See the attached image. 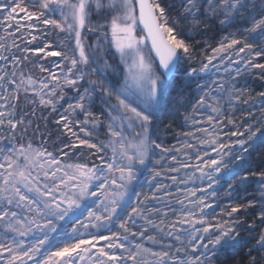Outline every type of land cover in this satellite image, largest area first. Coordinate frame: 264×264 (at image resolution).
Returning a JSON list of instances; mask_svg holds the SVG:
<instances>
[{
	"label": "snow or ice",
	"instance_id": "snow-or-ice-1",
	"mask_svg": "<svg viewBox=\"0 0 264 264\" xmlns=\"http://www.w3.org/2000/svg\"><path fill=\"white\" fill-rule=\"evenodd\" d=\"M237 20L252 23L211 35ZM85 29L97 34L91 53ZM0 30V264H234L245 233L255 238L246 264H264V191L215 212L226 180L243 184L251 174L264 189V167L240 175L264 146V90L248 83L264 80V0H0ZM31 57L61 59L53 70ZM25 62L47 76L25 75ZM193 84L190 140L166 148L152 128L171 103H191L184 89ZM22 96L33 116L36 106L55 114L68 139L45 138L26 110L17 118ZM225 99L233 111L223 110ZM240 104L251 122L224 132ZM202 109L210 114L195 119ZM29 129L40 146L25 142ZM180 169L193 173L166 175ZM196 173L206 186L172 192L163 183H194Z\"/></svg>",
	"mask_w": 264,
	"mask_h": 264
},
{
	"label": "rangeland",
	"instance_id": "rangeland-1",
	"mask_svg": "<svg viewBox=\"0 0 264 264\" xmlns=\"http://www.w3.org/2000/svg\"><path fill=\"white\" fill-rule=\"evenodd\" d=\"M91 20L93 22H95V20H96L95 14H93L91 16ZM251 23H252L251 20H245V21L237 20L236 24L232 25V27L223 28L222 30H221V26L217 23L215 25L214 31L211 35H213L215 37V40L218 41L220 38H222L228 32L234 31L237 27H240L241 25L250 26ZM60 34H63V33H60ZM64 36H65V34H63V37ZM198 39L203 40V39H208V37H200V38L198 37ZM84 41H85L86 46L89 49V52L91 53L92 45H94L97 42V34L89 33L85 29ZM60 43H61V41H60ZM56 45H58V44H56ZM213 46H215V41L213 43ZM53 58L56 61L61 59L59 57H53ZM201 59H202V57H201ZM108 60H109V63L118 62V61H114L112 57H108ZM261 62H264V60H262ZM0 63H3V62H0ZM52 69L55 70L54 65H52ZM24 70H25V75L31 74L35 78L47 76V73L43 74V73L38 72L36 74L35 70L28 69L26 66H24ZM254 71L259 72V70H254ZM213 72H215V69H213ZM226 76H227L226 73H222L219 78L223 79ZM92 78H95V77H92ZM212 78H216V77H212ZM205 79H210V78L206 77ZM85 82H87V81H85ZM203 82L204 81L202 80L201 83H203ZM248 83L251 86V88L254 90V92L264 90V87H262V85H264V80H261L258 77L257 78H250ZM219 94L220 93H215L214 95H219ZM173 95H176V93L174 92ZM193 97L198 98V93L196 91V85L195 84L191 85L189 88L184 89V99L191 100V103H187L186 106L182 107L180 105H177V104L170 102L171 106L167 108L164 116L161 117L156 122L155 126L152 128L153 137L157 139V142H162L166 148H180L182 143L190 140V138L184 136V133L186 131H189V130H194V126L192 124V121L186 120L185 117L188 116L189 113L192 111V103L195 102L194 99H192ZM182 103H183V100H182ZM221 104H222L223 110L225 112L233 111V109L228 105L226 99L221 101ZM248 109H249V105H243V104L238 105L236 110L234 111V118L236 120V125L235 126L228 125L226 128L223 129V131L228 132L231 130H236L237 128H239L240 131H243V128L239 127V126L241 124H243L245 122V120H249V122H251V118L247 117L244 114V111H242V110H248ZM250 110L254 113V115L256 117L262 116V114L260 113V111L256 107H252ZM61 111H62V109H61ZM208 114H210V113L208 112L207 109H202L201 112L196 113L195 119H201ZM168 116L170 118L174 119L179 124L174 135H172V139H170V142H167V140L163 139L158 134V131H157L158 127L162 124L163 120ZM79 118L83 119L82 116ZM200 126H206V125H200ZM80 135L83 136V133H80ZM101 135H103V133H101ZM197 135H201V134L197 133ZM243 138L244 137H231L230 138L226 135L223 136V139L225 141H229L230 139L232 141H235L237 139H243ZM191 142L195 143V141H191ZM4 143H7V141H4ZM35 146H37V145H35ZM189 152H191V150H189ZM192 154L194 155V153H192ZM170 155H176L178 157V159H184L185 158V157H182L181 153H178V152H172V153H170ZM213 155H214V153H213ZM245 156L247 158V154H245ZM250 160H251L252 167L247 168V166H246V171L242 170L240 172V175H244V174H246V172L250 173L252 171L259 172L261 170V168L264 167V154H262L261 151L259 152L257 150L255 152H252ZM168 163H172V162L170 160L165 162V166H167ZM176 166L179 167V165H176ZM192 173H193V169H180V171L178 173H167L166 175H168V176L176 175V176H178V179L183 180V179H187V176L185 174L191 175ZM149 175H150L149 173L145 172L144 176H142L140 178L141 181H143L145 183V190H147L146 178ZM195 176L197 177L195 179V182L193 183L192 181H189L187 185H185L183 183H177L176 185H173V183L170 179L163 181V183L168 184L170 186L169 190L172 192H175L177 188L183 190L186 186L187 187H200V186H206L207 185L206 180H204L202 182L198 178V176H199L198 173H196ZM258 181H259L258 176H254L251 174L248 175V180L245 181L243 184L240 183V181L237 177H233L232 179L224 181L223 187L219 188V194L215 200V204L219 205V207H215V212L219 213L221 207H224L225 205H228L230 203L235 204V203H238L241 201L247 202V201H251L254 199L259 200L260 199V193H261V191H264V189L259 188ZM228 184H233V187H234V192L232 193L231 196H229L227 194V185ZM137 190L139 191L140 189L137 188ZM209 191H211V190H209ZM201 195H204V193H200V192L197 193V196H201ZM133 199H135V197H133ZM150 203L155 204L154 201L150 202ZM157 206H162V205H157ZM172 207L175 209H179L180 205L175 203V201L173 200ZM208 211L211 212L213 210L209 209ZM249 211L251 212L254 210L249 209ZM225 218H227V217H225ZM247 219L251 220L252 217L248 216ZM243 235H244V242L248 241L249 242L248 247L251 248L253 246V244L255 243L254 235L249 236L246 233ZM253 255L256 256V255H258V253L253 252ZM243 264H246V261Z\"/></svg>",
	"mask_w": 264,
	"mask_h": 264
},
{
	"label": "trees",
	"instance_id": "trees-1",
	"mask_svg": "<svg viewBox=\"0 0 264 264\" xmlns=\"http://www.w3.org/2000/svg\"><path fill=\"white\" fill-rule=\"evenodd\" d=\"M40 27L42 28L43 25H40ZM0 34L2 33V30H0ZM57 35H59L60 37L63 38V34L57 33ZM200 38V37H199ZM49 40L54 42V47L56 46V44L60 43V40L56 39V35H49ZM9 42H10V38H9ZM40 45L42 46V42H40ZM37 46V42H34L33 45H30L29 47H36ZM16 55H23L20 52H16ZM31 60L37 61L40 64H43L46 67L52 68V65H54L52 62L56 61L53 57H48L45 59H39L36 57H31ZM28 69H32L35 70L36 74L39 72V68L35 66V64L33 63H29V62H25V65ZM45 74V73H43ZM33 108V105L29 104L27 102L26 99H24V97H21L20 100V105H19V109L17 111V118H19L20 114H21V109L22 110H26L28 112V116L26 117V119H31L32 120V129H34L36 127L37 124H39L40 129L42 134L44 135L45 138H48V134L49 132L51 133V138L54 140L57 136H60L61 139H68V137L66 135H63L59 132L56 131V125L53 124L51 122L52 120V115L55 114H51L49 115V111L48 109H42L39 106H36V111H35V115L33 116L31 114V110ZM42 116H48V128L45 129V120L42 118ZM178 122H176L174 119L170 118L169 116L166 117L162 124L158 127L157 131L158 134L165 140H167V142H170V139H172V135H174L176 129L178 128ZM32 129H29L28 133H27V137L25 139V142H27V139L30 138L31 142L37 146L41 145V139L40 136H33L32 134ZM6 131V130H5ZM19 136V133H18ZM45 147H47L49 150H52L53 148V143L50 141L49 143H47L46 145H44ZM259 152L261 151L262 154H264V146H262L261 148L257 149ZM79 151V150H77ZM67 159V158H66ZM81 159H83V157H81ZM248 241H245L242 243V245L240 246V248L234 252V253H230V256L234 257V264H243L246 261V253L248 252Z\"/></svg>",
	"mask_w": 264,
	"mask_h": 264
}]
</instances>
